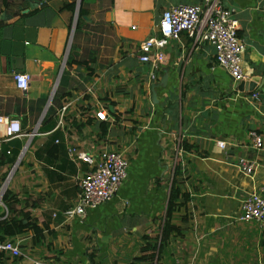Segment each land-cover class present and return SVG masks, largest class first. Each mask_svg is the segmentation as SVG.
<instances>
[{"label":"crops","instance_id":"obj_1","mask_svg":"<svg viewBox=\"0 0 264 264\" xmlns=\"http://www.w3.org/2000/svg\"><path fill=\"white\" fill-rule=\"evenodd\" d=\"M221 2L245 42L247 81L259 77L251 91L217 63L213 45L186 32L157 66L139 58L141 44L160 36L163 10L202 0H0V116L38 128L9 188L43 229L8 238L24 255L0 251V264H264V227L240 219L242 200L264 195V0ZM14 71L30 73L27 91ZM4 135L0 124L2 144L20 155L27 139ZM72 146L94 158L122 151L129 167L111 200L67 218L90 168ZM242 156L255 162L252 176L237 165ZM178 157L188 199L177 200L172 223L182 230L154 259L137 260L144 236L160 239Z\"/></svg>","mask_w":264,"mask_h":264},{"label":"built area","instance_id":"obj_2","mask_svg":"<svg viewBox=\"0 0 264 264\" xmlns=\"http://www.w3.org/2000/svg\"><path fill=\"white\" fill-rule=\"evenodd\" d=\"M75 24L73 25V27ZM160 36L145 40L140 46L141 61L152 62L155 66L166 59V47L170 42L178 41L186 32L196 44L210 43L215 48V59L236 81H247L251 77L243 66L242 55L245 42L238 33V21L234 17V10L223 6L221 0H202L200 4H180L163 10L159 21ZM70 45V44H69ZM16 86L27 91L30 86L31 75L28 72L14 71ZM155 78V74H153ZM258 98V93L253 94ZM0 124L4 126L6 140L23 137L26 143L15 164L8 171L5 181L0 186V215H9V210L3 202V195L16 170L21 155L27 150L32 139L38 134V128L25 131L20 119L0 116ZM253 144L260 148L263 138L252 132ZM218 146L227 148V142L217 141ZM2 141L0 140V151ZM10 153V151L8 150ZM73 158L88 162L90 168L81 181V190L76 205L65 211L67 218L82 215L89 208H95L113 198L128 175L129 159L122 151L104 149L94 158L78 147L69 148ZM237 165L247 175L255 172V162L245 156L239 157ZM243 221L256 220L264 227V195L262 190L249 193L241 204ZM0 251L9 252L13 256L24 255L20 241L6 239L0 241ZM40 264V262H36Z\"/></svg>","mask_w":264,"mask_h":264},{"label":"trees","instance_id":"obj_3","mask_svg":"<svg viewBox=\"0 0 264 264\" xmlns=\"http://www.w3.org/2000/svg\"><path fill=\"white\" fill-rule=\"evenodd\" d=\"M72 7H75V3L71 4ZM37 10H34L36 12ZM81 9H79V17L81 16ZM53 126V125H52ZM108 123H103V134H106ZM183 148L191 149L192 146L188 145L185 141L183 143ZM18 154H9L8 150L5 147V144H2L0 151V168L8 164H15L18 159ZM179 162L177 163L173 181L169 193L168 204L166 208V213L162 223L161 235L159 240L151 241L148 236H144L145 245L142 248V254L137 258V260H152L154 259L155 253L161 251V249L167 244L170 239V236L173 232H179L182 230L180 226H177L172 223V215L174 211L178 209L177 200L179 198L188 199V195L182 191V188L179 185L177 176L180 172ZM7 173L2 175V180H5ZM3 202L9 210V215L2 217L3 213L0 215V241H4L8 238H15L17 235L24 233L28 230L34 231L37 235L41 234L42 228L38 225L37 220L32 216L30 211H27L24 207L19 208L21 202L18 194L12 191L9 187L5 190L3 195ZM1 210V209H0Z\"/></svg>","mask_w":264,"mask_h":264},{"label":"water","instance_id":"obj_4","mask_svg":"<svg viewBox=\"0 0 264 264\" xmlns=\"http://www.w3.org/2000/svg\"><path fill=\"white\" fill-rule=\"evenodd\" d=\"M184 63V60H181L178 64V70L181 69L182 65ZM167 76L168 73L163 76L162 78V84H165L167 81ZM259 80V77H253L251 81H238V86L240 90H245V91H251L253 90L256 86V82ZM153 97L156 99V84H153Z\"/></svg>","mask_w":264,"mask_h":264},{"label":"rangeland","instance_id":"obj_5","mask_svg":"<svg viewBox=\"0 0 264 264\" xmlns=\"http://www.w3.org/2000/svg\"><path fill=\"white\" fill-rule=\"evenodd\" d=\"M125 156H126V154H125ZM127 157V156H126ZM128 158V157H127ZM173 163L174 164H177L178 163V161H179V157L178 158H174L173 159ZM241 170V169H240ZM242 171V170H241ZM15 172V171H14ZM242 173L243 174H245L243 171H242ZM14 174V173H13ZM246 175V174H245ZM247 176V175H246ZM250 176H252V175H250ZM13 177V176H12ZM5 180H2V176H0V186H1V184L4 182ZM10 183H11V180H10V182H9V184H8V186H7V188L10 186Z\"/></svg>","mask_w":264,"mask_h":264}]
</instances>
